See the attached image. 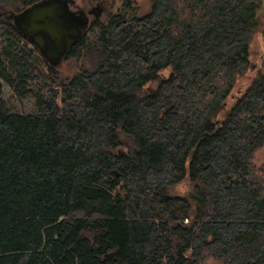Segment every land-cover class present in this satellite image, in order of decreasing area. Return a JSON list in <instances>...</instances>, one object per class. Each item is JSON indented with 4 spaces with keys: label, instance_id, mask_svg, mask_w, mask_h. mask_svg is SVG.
Wrapping results in <instances>:
<instances>
[{
    "label": "trees",
    "instance_id": "1",
    "mask_svg": "<svg viewBox=\"0 0 264 264\" xmlns=\"http://www.w3.org/2000/svg\"><path fill=\"white\" fill-rule=\"evenodd\" d=\"M39 1L0 0V264H264L263 0H123L68 82L14 23Z\"/></svg>",
    "mask_w": 264,
    "mask_h": 264
},
{
    "label": "water",
    "instance_id": "2",
    "mask_svg": "<svg viewBox=\"0 0 264 264\" xmlns=\"http://www.w3.org/2000/svg\"><path fill=\"white\" fill-rule=\"evenodd\" d=\"M73 0H41L13 15L16 27L56 67L86 34L89 19Z\"/></svg>",
    "mask_w": 264,
    "mask_h": 264
},
{
    "label": "rangeland",
    "instance_id": "3",
    "mask_svg": "<svg viewBox=\"0 0 264 264\" xmlns=\"http://www.w3.org/2000/svg\"><path fill=\"white\" fill-rule=\"evenodd\" d=\"M80 5H88V8H97V20L96 22H103L106 21L107 18L111 13L118 12L120 10H123L124 8V1L123 0H110L112 2V8H108L105 0H75ZM152 0H134L135 8L132 10L133 13H139L144 14L148 12L151 8ZM99 9V10H98ZM259 19H260V25L255 31L254 38L251 43V62L256 67H261L264 63V0H263V9L261 13H259ZM94 21V18L93 20ZM92 24V23H91ZM92 27V25L90 26ZM91 29V28H90ZM89 29V32L87 36L91 37L92 33ZM84 53V52H83ZM96 65L95 59L92 57H84L81 55L80 58L69 57L65 58L64 60L60 61V63L56 66L58 70L60 71V75L63 79H65L66 82L70 78H72L79 70L82 68H89L94 67ZM46 68V67H45ZM47 69V68H46ZM251 74V73H250ZM249 74V75H250ZM247 77L241 78L234 91L233 95L237 94L239 90H245L247 87ZM49 82V81H48ZM4 85V98L7 101L10 109L15 112H21V113H31L34 111V97L31 94L26 95H19L17 91L11 89L5 81H3ZM154 86L157 85V83H153ZM29 88L31 87V82L27 85ZM61 91V95H63V89L59 88ZM231 100H229V103H231ZM59 103L60 99H59ZM123 140L130 145L132 144L131 139H129L126 136H123ZM189 190V186L186 183H182L178 186H176L172 190V194L178 195L185 193Z\"/></svg>",
    "mask_w": 264,
    "mask_h": 264
},
{
    "label": "flooded vegetation",
    "instance_id": "4",
    "mask_svg": "<svg viewBox=\"0 0 264 264\" xmlns=\"http://www.w3.org/2000/svg\"><path fill=\"white\" fill-rule=\"evenodd\" d=\"M74 1V3H72L71 4V8L73 9V10H75V11H77V12H82L83 13V15L84 16H86L88 19H89V25H88V28H87V31H86V34H87V32L89 31V29H90V25H91V23H92V20H93V18L94 19H96L97 20V8H88L87 6L88 5H80V4H78L75 0H73ZM99 10V9H98ZM81 40V39H80ZM79 40V41H80ZM78 41V42H79ZM77 42V43H78ZM72 49V48H71ZM70 49V50H71Z\"/></svg>",
    "mask_w": 264,
    "mask_h": 264
}]
</instances>
